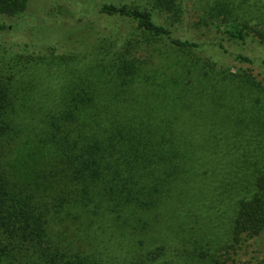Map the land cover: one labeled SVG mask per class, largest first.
Here are the masks:
<instances>
[{
  "label": "rangeland",
  "instance_id": "obj_1",
  "mask_svg": "<svg viewBox=\"0 0 264 264\" xmlns=\"http://www.w3.org/2000/svg\"><path fill=\"white\" fill-rule=\"evenodd\" d=\"M109 1L145 6L159 18L166 15L158 0H28L23 13L0 15V21L16 25L0 35V74L8 77L10 87L6 117L13 119L6 132L0 130V165L9 171L18 162L21 133L14 122L26 114L45 124L40 133L44 139H35V145L43 149L40 145L48 144L46 158L52 160L56 173L64 167L71 170L63 163L73 164V155L68 158L59 148L52 150L60 147V136L55 141L48 139L50 118L45 114L55 105L68 103L76 91L83 102L91 96L96 99L89 89L120 87L121 75L112 61L126 52V57L139 60V76L118 97V103L133 110L144 101L143 107H151L153 114L172 125L167 130L176 139L191 138L194 148L182 157L185 171L170 182L161 181L166 182L161 185L155 174L147 176L148 197L139 196L142 188L131 181L113 188L108 196L97 178L80 199L73 200L72 195H65L71 191L67 181L49 216L48 254L52 258L47 264H214L215 259L224 264H264V230L253 237L243 236L232 246L239 201L256 192L257 176L264 165V65L260 62L264 58V0H174L182 10V23H174L185 25L180 30L183 37L199 39L198 33L186 30L187 24L207 28L221 40L224 32L236 28L246 34L245 41L225 43L230 53L253 57L249 63L229 54L147 40L126 19L112 20L118 36L105 32L96 25L95 11ZM83 4L88 9L81 8ZM168 15L172 21L173 11ZM24 42L29 48L26 52L20 48ZM54 48L58 59L50 58ZM214 94L223 104V114ZM136 114L140 115L132 114L133 123ZM239 118L244 135L249 133L245 128L248 120L259 129L255 136L259 146L256 150L237 147L240 158L237 152L231 153L234 146L228 148L221 164L215 150L209 148L221 150L212 135L220 133L218 124L222 122L223 132L236 134ZM255 133L254 129L250 132ZM4 136L12 139L1 142ZM80 158L74 155V162ZM236 166L244 168L238 184L224 177L227 167ZM57 179L54 189L62 185L59 176Z\"/></svg>",
  "mask_w": 264,
  "mask_h": 264
},
{
  "label": "trees",
  "instance_id": "obj_2",
  "mask_svg": "<svg viewBox=\"0 0 264 264\" xmlns=\"http://www.w3.org/2000/svg\"><path fill=\"white\" fill-rule=\"evenodd\" d=\"M27 1L0 0V15L16 16L23 13ZM90 1L92 0H87L88 3H91ZM158 3L166 12V15L160 18L157 12L145 6L106 2L95 11L98 18L96 25L105 32L117 34L119 31L117 25L112 23L113 18L126 19L134 22L137 28L149 37L147 40L161 39L174 47L208 51L215 55L229 54L239 61L253 62V57L248 53L239 51L230 53L231 49L227 47V43L231 45L233 42L234 44L244 42L246 34L243 31L231 28L224 32L221 40L212 35L207 28L187 24L186 30L198 33L197 37L200 41L191 39L190 36L183 37L180 30L185 25L181 26L182 22H179L182 20L180 5L174 0H158ZM84 4L81 8L88 9V5ZM168 11H173L172 21ZM174 16H177V19ZM86 18L89 19V17ZM174 22H179L180 26L178 27V24ZM10 28L16 29V25L0 21V35L9 32ZM20 48L25 50L24 52L29 49L25 42ZM53 51L50 58L58 59L55 48ZM126 54L128 52L112 61L115 65L114 69L121 75L120 87H109L107 90L89 89L87 91L95 95L96 99L91 96L88 99L85 98L83 102V98H77L82 97L78 91L74 92L77 94L74 96L70 92L69 95L72 98H68V103H63L59 107L55 105L45 114V117L50 118L48 125L51 134L48 135V139L55 141V138L60 136V147L55 146L52 150L59 148L68 158L73 155L71 159L73 164L67 163L66 160L63 163L71 170L64 167L57 171L62 182L59 189H54V184H57L59 180L54 164L52 160L46 158L49 153L48 144H41L43 149L35 145V139H44L40 133L45 124L27 117L26 114H22L15 120L19 121L14 124L18 123L21 133L18 134L20 140L18 153L21 155L18 162L12 165V170L7 171L0 165V264H47L49 262L52 258L48 254L49 216L53 206L56 205V199L61 200L67 181L71 191L67 190L65 195H72L73 200L80 199L84 189L89 187L88 184L94 183L97 178H99L98 184L108 193V196L113 194L110 192L113 188L120 189L131 181L142 188L139 196L148 197L150 181L147 176L155 174V179L158 178V182L162 185L166 182L161 181L170 182L185 171L182 157L190 148H194L192 139H176L174 132L167 130L172 129V125L163 117L158 118L153 114L151 107H143L146 104L144 101L140 103L141 107H135L133 110L130 107L126 110L123 108L125 104L118 103V97L126 92L139 76V73L137 74L139 60L135 57H126ZM260 62L264 65V58H261ZM214 95L215 103L223 114V104L216 98V94ZM9 98L8 77L0 74V130L5 132L9 126L8 123L13 120L6 117ZM133 113H140L139 116L136 114L138 118L135 123L132 119ZM242 124L239 118L236 134H232L230 130L223 132L224 122L218 124L220 133L212 135V139L217 138L221 150L212 146L209 148L215 150L217 157L221 159L219 163H225L224 155L228 154V148L232 149L233 146L231 153L237 152L236 155H240L238 158L243 156L236 151L237 147L252 150L258 148L260 142L255 136L259 129L254 127L253 121L248 120L245 128L249 133L244 135ZM10 126L14 128L13 124ZM252 129L257 133L250 134ZM211 130L209 128V131ZM9 139L12 138L6 139L4 136L1 142L4 140L7 142ZM77 154L81 158L75 159L74 162V155ZM177 156L180 158L178 159ZM242 160L245 162L246 156ZM253 160L257 163L258 156L256 159L253 157ZM240 167H227L228 176H224L226 180L238 184V178L240 174H243L244 169ZM129 172L138 174L132 177ZM162 174L165 177L161 178ZM256 187L257 190L253 195L241 198L239 201L238 211L233 221L232 246L239 244L243 236L253 237L264 230V165L257 176ZM214 264L224 263L215 259Z\"/></svg>",
  "mask_w": 264,
  "mask_h": 264
}]
</instances>
